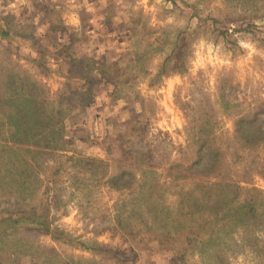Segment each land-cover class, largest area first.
Instances as JSON below:
<instances>
[{
    "label": "rangeland",
    "instance_id": "rangeland-1",
    "mask_svg": "<svg viewBox=\"0 0 264 264\" xmlns=\"http://www.w3.org/2000/svg\"><path fill=\"white\" fill-rule=\"evenodd\" d=\"M53 1L51 25L0 24L22 36L0 39V145L17 119L38 131L32 109L71 138L13 168L2 151L0 264H264V150L235 134L241 117L264 122V0ZM91 58L124 77L89 75L83 96Z\"/></svg>",
    "mask_w": 264,
    "mask_h": 264
},
{
    "label": "trees",
    "instance_id": "trees-1",
    "mask_svg": "<svg viewBox=\"0 0 264 264\" xmlns=\"http://www.w3.org/2000/svg\"><path fill=\"white\" fill-rule=\"evenodd\" d=\"M2 39H7L6 34H2ZM89 63L91 67H85L84 70L82 71V77L85 82V88L86 91L83 96H89V87L91 86V83L88 82V76L89 75H94V80L98 83L105 82L108 83L109 85L113 86V81L115 78H111V71L114 73V77L121 79L124 77V70L119 69V64L122 63L121 61H118L114 63L113 65H107L104 63L102 60L101 62L93 58L89 59ZM74 66H72V69ZM166 72V71H165ZM69 74H71V70H69ZM86 102V101H85ZM93 101L92 104L93 105ZM65 104V105H64ZM89 105V106H90ZM61 106H64L67 109H72L74 106L71 103H63ZM31 108V106L29 107ZM32 109V108H31ZM70 112V110H67ZM72 113V112H71ZM51 117H47L43 120L39 119V116L36 114L35 111L29 113V119H28V124L27 126H35L38 128V131L35 133H30L31 129L25 130L23 123V119H17L15 120V123L20 127V134L12 133L11 135V140L14 141L12 146H7L6 144L0 145V158L2 157V151H6L9 154H7V158L9 159V162L5 165V167H11L13 168L16 163H21L25 164L26 160H36V156L40 154H44V152L48 153V150H50L53 155V151L57 150L55 148L59 147L56 145V139L58 136L62 137V145H60L59 148L64 149L65 145L63 144L66 143V141L70 140L71 138L69 136H64L62 130L64 128V125L62 122L54 121L55 115H50ZM91 126V125H90ZM91 132H88L89 135L94 132L95 126L93 125L91 128ZM89 129V130H90ZM43 131L40 133V131ZM96 130V129H95ZM235 134L238 139L237 142L241 144L240 147L248 149L253 152H255V149L261 148L264 150V122L256 117H252V119L249 118H244L241 117L236 121V129H235ZM216 135H214L212 132H208L205 136V139H200L201 143L204 144L203 150L201 152L202 156L201 158L196 161V165L202 164L203 166V173L205 175H211L213 172L212 170L215 168V164L217 162H220V159L217 158L216 152H214V144L216 142ZM81 140V139H80ZM83 142H85L83 140ZM41 144L43 150H41ZM40 147V148H39ZM61 150V149H60ZM14 156V160L12 159V156ZM204 154V155H203ZM31 156V157H28ZM67 163H71L72 166L77 162V159L75 157H66ZM30 160V161H31ZM257 157H253V162H257ZM7 161V160H6ZM91 161L94 163L92 169H91V175L92 176H97L99 173H102V171L99 169V165H104L106 162L101 161V160H96V159H91ZM82 160H78L77 164H82ZM1 164V163H0ZM76 164V165H77ZM75 165V166H76ZM32 169V167H31ZM104 172V171H103ZM10 173V171H8ZM108 176L109 174L106 173ZM123 173H118L116 175H110L109 178V183L114 186L115 189L120 190L128 186V183H121L123 179ZM213 175V174H212ZM35 178H37V175H33ZM20 177L22 180L25 179V174L23 172L20 173ZM1 178V177H0ZM227 187H231L229 184H226ZM255 190V189H254ZM196 209H203V207H200L197 205ZM216 211V210H215ZM217 212V211H216ZM215 236V235H214Z\"/></svg>",
    "mask_w": 264,
    "mask_h": 264
},
{
    "label": "crops",
    "instance_id": "crops-1",
    "mask_svg": "<svg viewBox=\"0 0 264 264\" xmlns=\"http://www.w3.org/2000/svg\"><path fill=\"white\" fill-rule=\"evenodd\" d=\"M34 1H37L38 5H40V9H36L33 5ZM61 6V5H60ZM51 9L48 11H61L63 8L59 7L57 3L53 0H0V24L5 22V17L7 15L13 16L17 15V23L18 25H25L27 23L38 25V28L44 27L45 25H51L54 22L49 21L44 14V10ZM31 11H33V15H31ZM70 12L76 13L74 9ZM63 13V12H61ZM45 19V20H44ZM64 19L61 20L63 22ZM2 34H6L9 39H22V36L15 35L11 31L7 29L6 26L0 27V39H2ZM37 36V34H35Z\"/></svg>",
    "mask_w": 264,
    "mask_h": 264
}]
</instances>
